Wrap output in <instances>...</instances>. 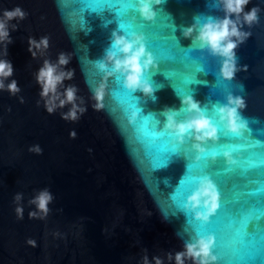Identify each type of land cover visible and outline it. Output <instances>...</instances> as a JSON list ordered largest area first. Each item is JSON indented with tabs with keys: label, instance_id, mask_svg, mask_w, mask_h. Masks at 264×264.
Here are the masks:
<instances>
[{
	"label": "water",
	"instance_id": "1",
	"mask_svg": "<svg viewBox=\"0 0 264 264\" xmlns=\"http://www.w3.org/2000/svg\"><path fill=\"white\" fill-rule=\"evenodd\" d=\"M16 7L27 15L9 24L12 42L7 44V56H2L4 46L0 45V58L13 65V76L5 83L14 79L20 88L15 96L0 91V264H143L145 255L151 264H155L153 257L175 264V254L183 251L186 243L209 235L214 238V249L215 233H197L189 221L208 224L211 230L222 211V193L255 189L262 178L259 170H243L239 161L248 152H234L232 145H257L254 151L264 152V0H251L245 8H259V21L241 29L251 35L235 50L241 70L232 80L220 75V57L183 35L185 28L197 25L198 30L209 17L223 18L220 0H161L152 6L156 15L151 21L140 15L136 0L140 22L192 52L189 59L177 49L166 62L145 32L122 30L115 13L106 11L99 16L86 12L83 22L78 0H0V15ZM131 23L139 21L133 18ZM113 32L143 35L147 51L155 58L156 68L145 73L154 92L146 96L140 90L126 89L124 77L115 74L106 80L105 107L97 111L92 89L106 75L97 63L110 48ZM44 36L49 37V48L43 56L33 58L28 51L29 38ZM61 52L71 54L64 70L74 71L73 79L65 80L64 85L77 87V96L84 102L81 106L87 109L75 122L61 115L71 105L53 114L46 111L35 80L44 60L55 63ZM229 94L246 102L239 110L246 128L239 135L225 127L218 113L219 107L228 103ZM186 96L199 102L217 128L215 141L200 142L202 153L193 147L192 134H186L181 143L164 130L166 110L176 111L177 121L192 115L182 104ZM133 110L137 111L135 121L130 120ZM72 131L75 138L70 137ZM37 145L42 154L29 151ZM165 156L170 157L167 166L157 168V161ZM204 164L205 173L195 178H210L220 196L219 207L207 222L185 209L196 179L182 209L178 211L172 199L180 179ZM45 188L54 197L50 212L44 220L30 218L35 206L29 201ZM17 193L23 194V219L15 212ZM253 205L260 207V197L233 205L236 218ZM29 240L35 241L34 247ZM213 249L215 264H221ZM170 253L172 261L168 260ZM225 260L226 264H264V252L257 249L252 256L237 252Z\"/></svg>",
	"mask_w": 264,
	"mask_h": 264
},
{
	"label": "clouds",
	"instance_id": "2",
	"mask_svg": "<svg viewBox=\"0 0 264 264\" xmlns=\"http://www.w3.org/2000/svg\"><path fill=\"white\" fill-rule=\"evenodd\" d=\"M160 4L161 0H139L140 15L148 21L154 19L156 13L153 11V4ZM251 0H220L223 7V18L209 17L206 22L201 24L197 30V25L187 27L183 31L186 38H191L193 44H198L201 49H207L213 56L221 58L220 75L225 80H232L235 74L241 69L237 66L236 49L239 44L243 43L250 35V32L242 31L244 24L249 27L258 23L259 8L254 7L245 11L246 6ZM26 13L20 7L11 10H4L0 15V45L4 46L2 56H7V44L11 43L9 24L13 20H23ZM233 17H235L233 19ZM16 25H12L15 30ZM194 32L196 33L194 35ZM28 51L33 58L37 55L43 56L49 48V37H41L40 40L29 38ZM71 54L61 52L53 63L45 59L43 65L35 73V80L40 86V97L44 102V108L49 114H53L57 109H63L67 105L71 108L67 112L61 113L62 118L68 121H77L87 109L81 105L84 103L77 96V87L73 85H64L65 80H72L74 77L73 70L65 71L64 68L69 64ZM155 58L147 51L145 38L143 35L132 33L130 36L120 35L117 32L112 33L110 48L106 51L104 59L97 63V67L106 73L104 80L94 89H92V99L95 101L93 107L97 110H103L104 98L106 95V80L115 74L124 77L123 85L131 91H142L146 96H151L154 92L148 79H145V73L149 69H155ZM110 69V70H109ZM244 70H247L246 67ZM13 76V65L5 59L0 58V91H8L15 96L20 92L16 80L5 83ZM60 89H63L61 91ZM79 99V103H77ZM228 103L220 106L218 109L220 120L225 127L232 133L239 135L246 128V123L242 120L240 111L246 107L245 100L240 96L231 94L227 97ZM21 102L23 99L21 98ZM39 104V102H38ZM182 104L187 106L190 117L184 121H177L178 113L174 110H166L163 115L166 117L164 130L183 142L186 134H192L196 143L193 145L199 152H204L200 142L209 139H217V128L208 119L201 109L199 102L195 101L192 96H186L182 99ZM137 111L130 113V120L135 121ZM163 135V133H156ZM76 133H70L71 138H75ZM29 151L36 154H42V149L37 145L31 147ZM224 155L232 163V157L228 152ZM197 186L187 198L185 209L191 211L195 218L207 222L219 207V193L213 181L204 176L195 178ZM54 197L47 189L39 191L30 201L35 206V210L29 213L33 219L44 220L47 218ZM23 194L17 193L14 197L16 203L15 212L18 219H23L24 208L21 203ZM201 209H203L201 211ZM28 244L35 246V241L29 240ZM214 238L207 237L197 238L194 242H188L184 250L175 254V264H185L186 260L192 261V264H215L217 257L212 254ZM155 264H164L160 257H153ZM168 260L172 261L173 256L170 253ZM143 264H151L147 255L143 257Z\"/></svg>",
	"mask_w": 264,
	"mask_h": 264
},
{
	"label": "snow or ice",
	"instance_id": "3",
	"mask_svg": "<svg viewBox=\"0 0 264 264\" xmlns=\"http://www.w3.org/2000/svg\"><path fill=\"white\" fill-rule=\"evenodd\" d=\"M82 5L81 13L83 22H85V13H95L102 16L106 11L115 13V18L119 22V27L124 31L131 29L140 30L146 33L148 39H151L160 48V54L163 61L170 58V54L177 49L184 52V55L191 59L192 52H187L179 46V43L169 35H165L153 30V26L140 22L137 15L136 0H78ZM166 20L169 18L162 15ZM135 18L139 23L133 24L131 21ZM168 24L165 25L167 27ZM168 76L166 72H163ZM227 135V133H225ZM231 139V137H229ZM257 145H232L234 152L246 150L248 155L241 161L240 166L245 172L259 170L261 179L257 182L258 187L243 193H236L227 190L221 196V209L214 222L213 228L210 230L208 224L196 223L189 225L200 234L208 233L209 231L215 233L216 244L213 251L220 257L221 264H226V257L234 256L237 252L247 253L249 256L255 254L257 249L264 252V152L257 153L254 149ZM170 157L165 156L156 163L157 168L167 166ZM206 171V164L202 165L197 172L185 175L179 181L176 190L172 196L176 209L179 211L183 208L184 198L188 192L191 191L194 184L195 177L204 174ZM191 173V169H189ZM218 177L219 174H217ZM243 197V201H241ZM260 197V207L251 206L249 210L244 213L240 219L236 218L233 212V205L248 204L249 198ZM250 226L253 228L250 231Z\"/></svg>",
	"mask_w": 264,
	"mask_h": 264
}]
</instances>
